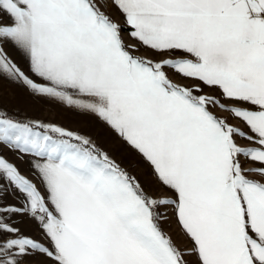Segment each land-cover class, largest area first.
<instances>
[{"label":"snow or ice","instance_id":"obj_1","mask_svg":"<svg viewBox=\"0 0 264 264\" xmlns=\"http://www.w3.org/2000/svg\"><path fill=\"white\" fill-rule=\"evenodd\" d=\"M0 79L96 117L150 181L0 108L28 165L0 154V264H264V0H0Z\"/></svg>","mask_w":264,"mask_h":264},{"label":"rangeland","instance_id":"obj_2","mask_svg":"<svg viewBox=\"0 0 264 264\" xmlns=\"http://www.w3.org/2000/svg\"><path fill=\"white\" fill-rule=\"evenodd\" d=\"M125 38L127 39V37ZM25 70H27L26 67ZM0 108L6 109L9 113L17 114L21 118L28 117L45 123H54L89 136L101 149L118 163H121L123 167H126L131 174L136 175L142 184L146 187L150 185V181L143 171L145 166L142 164L140 167L134 166L136 163L134 155L96 117L81 114L46 98L33 96L23 87L10 83L6 79H0ZM0 154L5 155L18 166L23 174L28 175L27 163L17 160L15 154L2 146H0ZM157 187L151 184L152 190H157ZM9 203H15V201L10 198ZM22 228L27 234L39 238V233L34 224L26 221ZM164 229L172 235L177 243L182 242V238L178 235V229L174 225L169 228L165 224ZM34 264H39V260L37 259Z\"/></svg>","mask_w":264,"mask_h":264}]
</instances>
